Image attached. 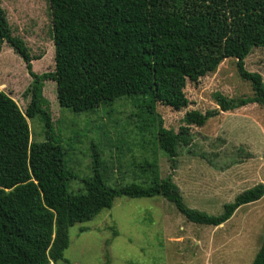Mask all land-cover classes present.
<instances>
[{
    "label": "trees",
    "instance_id": "1",
    "mask_svg": "<svg viewBox=\"0 0 264 264\" xmlns=\"http://www.w3.org/2000/svg\"><path fill=\"white\" fill-rule=\"evenodd\" d=\"M55 69L39 76L25 40L13 33L0 4V53L7 43L26 63L35 80L24 113L0 90V264H58L70 246L69 229L111 209L115 200L162 197L188 221L218 227L241 207L264 197V183L240 193L210 214L187 205L172 176L162 177L157 160L137 166L139 182L110 184L100 152L94 147L91 175L83 188L70 191L76 179L67 152L55 135L45 80L57 84L62 108L94 111L132 98L141 121L176 168L179 147L189 144V127L204 126L218 114L188 111L179 132L164 126L161 103L187 108L188 81L214 73L226 59H236L239 76L253 96L213 95L224 112L249 104L264 107V79L246 69L254 47L264 48V0H49ZM39 117L45 140L31 141L28 119ZM85 232L86 229H81ZM252 264H264V241Z\"/></svg>",
    "mask_w": 264,
    "mask_h": 264
},
{
    "label": "rangeland",
    "instance_id": "2",
    "mask_svg": "<svg viewBox=\"0 0 264 264\" xmlns=\"http://www.w3.org/2000/svg\"><path fill=\"white\" fill-rule=\"evenodd\" d=\"M13 33L23 38L34 58L33 71L41 76L55 69L52 10L49 0H0ZM246 69L264 79V48L254 47ZM35 80L26 63L5 43L0 53V90L10 95L25 113ZM55 135L67 152V166L76 179L70 191L83 188L91 175L94 147L106 166L108 182H139L134 171L145 159L157 160L161 176H172L191 208L210 214L243 191L264 183V107L249 104L224 112L213 95L249 97L254 92L240 78L237 60H224L218 69L199 80L188 81L187 108L175 110L161 103L157 112L164 126L179 132L188 111L218 114L202 126L189 127V144L179 147L176 168L153 136L141 130L132 98H122L94 111L74 113L62 108L57 84L45 80ZM31 141L45 140L39 117L28 119ZM81 229H86L82 232ZM70 246L64 257L70 264H252L264 241V197L239 208L226 223L215 227L188 221L162 197L115 200L111 209L91 221L69 229ZM58 264H68L61 261Z\"/></svg>",
    "mask_w": 264,
    "mask_h": 264
}]
</instances>
